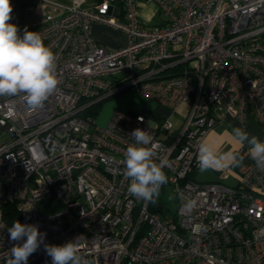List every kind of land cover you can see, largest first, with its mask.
I'll return each mask as SVG.
<instances>
[{
  "label": "built area",
  "instance_id": "2783aa9c",
  "mask_svg": "<svg viewBox=\"0 0 264 264\" xmlns=\"http://www.w3.org/2000/svg\"><path fill=\"white\" fill-rule=\"evenodd\" d=\"M141 3L154 4L163 20L148 26ZM11 4L9 23L39 31L60 83L40 109L23 95L0 97V264L23 243L9 239L16 220L46 233L27 264H52L44 245L77 237L89 264H264V171L239 148V167L212 170L224 177L233 169L234 186L194 178L198 141L224 117L264 132V0ZM94 23L121 32L126 44L105 47L91 35ZM129 88L166 113L116 109L96 126L93 107ZM137 128L169 161L174 212H152L128 193L124 152Z\"/></svg>",
  "mask_w": 264,
  "mask_h": 264
},
{
  "label": "clouds",
  "instance_id": "9594fccd",
  "mask_svg": "<svg viewBox=\"0 0 264 264\" xmlns=\"http://www.w3.org/2000/svg\"><path fill=\"white\" fill-rule=\"evenodd\" d=\"M12 12L11 0H0V97L23 95L30 108L40 109L60 83L56 55L45 45L39 31L25 28L21 36L18 26L9 23ZM230 135L241 146L247 144V155L264 171V141L240 127H233ZM130 136L134 143L126 148L123 160V175L130 181L128 193L146 204H155L162 186L168 182L163 169L169 166V161L159 155L161 146L148 131L137 128ZM197 153L201 173L239 167L245 159L239 152L218 150L203 139L198 141ZM185 206L191 207L192 202L188 201ZM7 231L10 241H23L10 249L8 264H27L46 236L37 225L21 224L18 220ZM44 250L52 264H89L81 255L80 237L62 245L45 244Z\"/></svg>",
  "mask_w": 264,
  "mask_h": 264
},
{
  "label": "crops",
  "instance_id": "0c3cea01",
  "mask_svg": "<svg viewBox=\"0 0 264 264\" xmlns=\"http://www.w3.org/2000/svg\"><path fill=\"white\" fill-rule=\"evenodd\" d=\"M62 2L67 3L69 0H60ZM23 1L16 4L17 9H19V19H21L20 15L22 12V5ZM24 18L25 14L23 13ZM139 15L141 19L148 25L152 26L155 24L160 23L163 18L159 14L156 6L154 4L150 3H141L139 5ZM15 24L19 28V33H21V36L24 32H21L20 30L25 29L22 28V25L20 22H15ZM30 27L27 28L29 30ZM30 31V30H29ZM91 35L102 45L108 48H116L120 46H124L126 44L124 35L112 28L102 26L100 24H92L90 29ZM142 113V112H141ZM153 113L158 114H165L166 111H164L161 108L156 107L153 111H147L144 114L151 115ZM173 118V117H172ZM179 119L176 120V125H178ZM233 127H240V124L236 121V119L232 117H224L223 120L214 127L205 137V140H207L209 143H211L215 148L221 151H236L239 148H245L247 149L248 146L245 144L244 146H241L236 140L232 138L230 135L231 129ZM245 131H247L250 135H255L259 137L262 141H264V132H262L260 126L255 121H251L247 124L245 128H242Z\"/></svg>",
  "mask_w": 264,
  "mask_h": 264
},
{
  "label": "rangeland",
  "instance_id": "374dc122",
  "mask_svg": "<svg viewBox=\"0 0 264 264\" xmlns=\"http://www.w3.org/2000/svg\"><path fill=\"white\" fill-rule=\"evenodd\" d=\"M21 12V19H24L23 10L26 7V3L23 2ZM30 31H33L32 28H29ZM28 30V31H29ZM157 105L151 99L138 94L134 89L129 88L121 93H118L106 100H104L96 109V112L92 115L94 119V123L98 127H104L108 123L111 115L116 109L126 110L131 112H139L146 113L147 111H153L156 109ZM186 110V106H182L176 115L173 116L172 121L176 125V120L179 119L178 124L184 117V112ZM245 154H247V149L244 150ZM195 180L198 181H220L226 185L234 186L236 183V179L234 176L233 169H230L228 175L224 177H220L216 172L209 170L207 172L201 173L200 171L194 175ZM159 199L164 203L168 212H174L177 206V198L174 191L171 189L170 185L165 184L162 186L161 194Z\"/></svg>",
  "mask_w": 264,
  "mask_h": 264
},
{
  "label": "trees",
  "instance_id": "16d2710c",
  "mask_svg": "<svg viewBox=\"0 0 264 264\" xmlns=\"http://www.w3.org/2000/svg\"><path fill=\"white\" fill-rule=\"evenodd\" d=\"M21 35V33H19ZM103 102V101H102ZM99 102L98 104H96L92 111L91 114L93 115L96 112L97 107L102 103ZM232 168V167H231ZM52 208H56V205L53 206ZM150 211L152 212H158L161 215H164L166 212H168V209H166V207L164 206V203L158 198L155 204H152Z\"/></svg>",
  "mask_w": 264,
  "mask_h": 264
}]
</instances>
